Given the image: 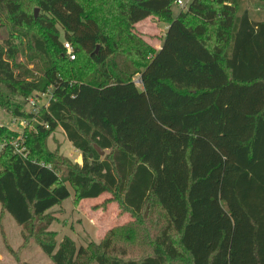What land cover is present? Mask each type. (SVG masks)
I'll list each match as a JSON object with an SVG mask.
<instances>
[{"label":"trees","instance_id":"obj_1","mask_svg":"<svg viewBox=\"0 0 264 264\" xmlns=\"http://www.w3.org/2000/svg\"><path fill=\"white\" fill-rule=\"evenodd\" d=\"M176 1L0 0V108L27 122L25 157L0 125V206L54 264H264V0L174 16ZM150 17L167 24L158 50L133 32ZM57 129L80 165L47 151ZM66 183L77 199L113 194L134 222L57 244Z\"/></svg>","mask_w":264,"mask_h":264},{"label":"rangeland","instance_id":"obj_2","mask_svg":"<svg viewBox=\"0 0 264 264\" xmlns=\"http://www.w3.org/2000/svg\"><path fill=\"white\" fill-rule=\"evenodd\" d=\"M181 1L186 5L192 0ZM242 2L250 11L254 9L256 3L260 5L258 0H242ZM185 7H179L177 3L174 4L172 6L173 15H177L181 8ZM255 10L262 14L260 9ZM31 13L36 18L39 10L33 8ZM166 27L167 24L159 22L155 17H150L137 23L133 27V32L157 50L161 46ZM5 37V31L0 30V42ZM134 82L138 83V77L134 78ZM137 85H140V83ZM39 98L38 104L41 105L47 101L48 96L39 95ZM15 120L0 108V125H5L9 130L16 132L18 139L22 128L15 123ZM21 143L25 144V140ZM45 146L48 152L55 153L69 160L72 164L80 165L82 163L80 153L78 160L74 148L66 141L60 129L55 130L47 137ZM59 176L62 180L65 178L64 168L60 169ZM66 186L70 192V197L49 212L51 223L47 227V231L52 232L57 244L64 239H68L77 249H85L90 244L98 245L110 231L121 233L124 227L134 222L132 215L120 206L113 194L104 193L95 199H77L68 183H66ZM125 245L119 244L120 247H125ZM141 250V245L135 244L131 250V256L139 257ZM0 264H54L34 240L28 239L26 241L24 239L21 228L16 225L9 215L2 211L1 206Z\"/></svg>","mask_w":264,"mask_h":264},{"label":"built area","instance_id":"obj_3","mask_svg":"<svg viewBox=\"0 0 264 264\" xmlns=\"http://www.w3.org/2000/svg\"><path fill=\"white\" fill-rule=\"evenodd\" d=\"M177 5L179 7H185L186 5L183 4V2L181 0H177L176 1ZM63 50L65 52L66 57L72 61L75 59V54H74V50L73 47L71 46L70 43L68 42H63ZM139 83V81H138ZM137 82H135V84H138ZM43 96V95H42ZM49 97L47 98L48 101ZM47 101L44 103V105L47 104ZM38 102L39 99L37 98H30L28 100V108L31 110L32 113H35L37 111V107H38ZM15 123H17V125L20 128H25L27 126V122L25 120H15ZM23 141L22 137L20 136V138H18L17 141L12 142V146L14 148V153L21 155L22 157H25L27 155V151L26 148L24 147V145L21 143ZM4 144H0V151L3 148Z\"/></svg>","mask_w":264,"mask_h":264},{"label":"crops","instance_id":"obj_4","mask_svg":"<svg viewBox=\"0 0 264 264\" xmlns=\"http://www.w3.org/2000/svg\"><path fill=\"white\" fill-rule=\"evenodd\" d=\"M166 29H167V27H166ZM165 31H166V30H165ZM158 49H160V48H158ZM158 49H157V50H158ZM138 81H139V80H138ZM134 83H135V82H134ZM135 85H136V84H135ZM136 86L138 87V89H140V88H141V87H140V85H136ZM74 152L77 154V155H76V159H78V158H79V156H80V155H79V152H78V151H76L75 149H74ZM78 160H79V159H78Z\"/></svg>","mask_w":264,"mask_h":264},{"label":"water","instance_id":"obj_5","mask_svg":"<svg viewBox=\"0 0 264 264\" xmlns=\"http://www.w3.org/2000/svg\"><path fill=\"white\" fill-rule=\"evenodd\" d=\"M36 13V12H35ZM95 149H96V151L98 152V154L100 155V156H103L104 155V152L103 151H101L100 149H98L97 147H95Z\"/></svg>","mask_w":264,"mask_h":264}]
</instances>
